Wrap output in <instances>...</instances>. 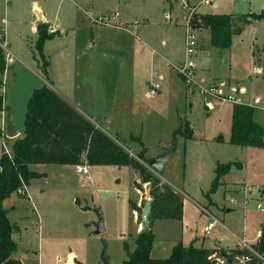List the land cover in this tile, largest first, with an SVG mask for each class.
Listing matches in <instances>:
<instances>
[{"label": "rangeland", "instance_id": "374dc122", "mask_svg": "<svg viewBox=\"0 0 264 264\" xmlns=\"http://www.w3.org/2000/svg\"><path fill=\"white\" fill-rule=\"evenodd\" d=\"M77 1L82 3V13L78 14L65 12L72 0H45L52 23L58 27L56 32L60 33L45 42L43 60L36 48L38 35L32 30L34 17L23 14L22 23H5L9 0H0V31L6 35V54L14 59L4 89L0 88V99L4 96L7 100L6 104L2 99L0 107V154L5 151L2 132L9 109L17 130L23 135L31 91L45 83L52 82L111 137L132 146L134 156L140 146L131 140V135L142 138L150 158L162 150L160 145L173 140L180 123L188 120L194 128V138L187 141L178 138L175 155L160 175L156 173L163 185L183 196L187 220L182 227H177L175 220H160V234H177L188 246L197 240L196 243L204 242L205 246L232 248L236 238L242 235L239 229L243 227L244 217L261 218L264 213L258 205L264 203H257L249 196L246 204L244 191L230 193L223 186L209 194L216 165L236 163L225 180L232 185H245L247 190H263L264 149L230 143L234 105L202 96L198 86L219 83L197 81L194 63L200 59L204 71L212 70L223 79L239 82L247 90L246 96H241L245 103L254 104L259 98L260 105L255 107L257 121L264 124V68L257 73L252 58V52L257 50V61L264 66V18L232 38L225 63L219 61V52H214V59L208 52H199L186 61L189 57L185 24L190 18L191 5L184 7L185 21L181 14L178 21L173 18L170 23L165 20L164 11L170 8L164 0ZM197 12L192 19L207 14H261L264 0H217L216 7L200 5ZM105 17L109 25L99 21ZM203 30L195 28L198 39L205 35ZM185 61L194 64L195 82L191 87L179 72ZM171 77L175 79L172 91ZM156 84L159 91L149 95ZM207 100L213 103L212 110L206 107ZM219 136L223 141L218 140ZM14 141L9 137L5 141L10 153ZM86 164L85 160L83 165ZM88 169L89 175L83 177L74 167L37 165L34 171L41 176L30 181L28 194L20 195L17 191L5 201L10 221L21 231L17 234L21 247L29 249L33 244V251L25 258L27 264L38 263V258L35 261L33 257L35 251L39 252V242L43 244L40 254L45 257L44 264H99L103 252L109 264H122L126 257L125 242L136 230L132 202L136 201L137 192L133 173L125 166L114 165L88 166ZM138 184L144 203L151 199L150 189L147 190L150 184L142 183L141 179ZM190 196L221 221L205 239L202 233L216 217L197 206ZM212 197L219 204L224 201L233 211L217 214L218 205ZM137 207L143 211L144 204ZM100 219L105 231L97 234ZM221 239L224 241L220 242Z\"/></svg>", "mask_w": 264, "mask_h": 264}, {"label": "trees", "instance_id": "16d2710c", "mask_svg": "<svg viewBox=\"0 0 264 264\" xmlns=\"http://www.w3.org/2000/svg\"><path fill=\"white\" fill-rule=\"evenodd\" d=\"M170 1V0H166ZM264 18L261 14L234 16L227 14H207L194 17L195 28L208 30L209 45L221 52L231 48L232 38L240 34L248 25ZM36 48L43 60L45 42L55 34L49 33L48 25L40 23ZM264 48V47H263ZM254 50L255 65L264 68L257 61ZM264 57V56H263ZM47 61L44 72L47 75ZM7 71L6 50L0 46V88L4 86ZM2 98L0 99V107ZM1 133V130H0ZM191 122H181L174 132L172 146L177 145L178 138L185 141L193 139ZM131 140L140 146L136 156L131 148L101 129L89 115L83 114L77 107L66 100L49 85L35 89L27 104L24 119V132L12 144V155L5 151L0 157V264H23L14 259L17 243L14 239L15 227L8 217L5 201L24 185L28 186L33 178L41 176L31 170L33 165L78 166L86 160L89 166H125L133 169L142 183L150 184L152 210L149 216L150 227L142 230L135 239L136 248L129 250L125 243L126 259L122 264H213L212 250L189 247L182 243L174 246L167 259H154L151 252L155 242L153 224L156 220L183 219V196L176 193L148 166L151 158L147 157L148 147L140 136L131 135ZM223 141V137H218ZM230 143L241 147L264 149V126L257 121L256 108L249 105H234L232 113V130ZM172 148V147H171ZM171 148H169L171 150ZM168 149V150H169ZM236 163H219L215 170L209 194H214L221 186V178L230 173ZM136 187L139 184L136 182ZM133 210L139 211L142 222V209L132 202ZM259 248L264 251V223Z\"/></svg>", "mask_w": 264, "mask_h": 264}, {"label": "crops", "instance_id": "0c3cea01", "mask_svg": "<svg viewBox=\"0 0 264 264\" xmlns=\"http://www.w3.org/2000/svg\"><path fill=\"white\" fill-rule=\"evenodd\" d=\"M11 1L12 0H9V4L6 7V12H5L6 17L4 18V22L5 23H8V24L11 23V24H16L17 25L18 23H22V21L24 19V15H27V16L30 15L31 17H34V21H33L34 24L32 25V30L34 31L35 34L38 35V37H39L38 27H39V24L40 23H46L48 25L49 32H50V30H53L54 31L53 34L60 33L59 31L56 32V29L58 27L55 28V25L53 24L54 22L52 23V20H51L52 18L49 16L48 6L45 3V0H43L42 3L40 1H38V0H13L14 1V2L12 1V4L13 5L9 8V6L11 4ZM164 2H165V4L167 6L169 5V8H170L169 11H166V10L164 11V16H165V14L170 13V14H172L173 18L176 21H178L180 19V15L181 14L184 15L183 16V21H185V18H186L185 17V11H184V10H186V9H184L185 5L186 6H189V5L195 6L196 5L197 6L196 7L197 8V10H196V13L197 14H198L197 11H198L199 6H200L199 5L200 2L199 3H195V2H193V0H170V1L164 0ZM216 3H217V1H216ZM216 3L214 5L215 7H216ZM81 5H82L81 2H79L77 0H72V3H69L68 8H65V12L66 13H68V12L69 13H77V14L78 13H82V6ZM125 24H128V23L125 22ZM1 33L4 35V40L6 42V35L3 32L0 31V34ZM203 35L204 36H202V39H199L198 40V48H197V52H196L195 56L198 55L199 52H208L210 55H212L211 58L214 59L216 57V55H214V52H219V55H218V58H220L219 61L221 62V64L225 63L226 58H227V55H228L230 49L227 52H221L218 49L212 48L209 45L210 35H209L208 30H206V29L203 30ZM139 41L142 42V40H139ZM252 50H253V48H252ZM252 58H253L254 64H255L254 52H252ZM188 59L189 58H187L186 61H190L191 60V59L190 60H188ZM13 62H14V59L12 58V56L9 53H7V71L9 70V67L12 69ZM194 64L197 65V81H199V79H202L203 81L209 82V84L210 83H214V82H218L219 84H224L225 85L226 91H228V92L232 91V92L238 93L239 95L241 94L240 96H242V95L243 96H246L247 90L239 82L238 83H232L231 81H228V79L221 78V76H219L218 73L213 72L212 70H206L207 71V73H206V71H204V69L201 66L200 59L198 61H196V63H194ZM255 70H256L257 73H261L263 71V68L256 66L255 67ZM7 71H6L5 77H4V86H5V79H6ZM8 73H9V71H8ZM263 73H264V71H263ZM176 75L178 76L179 79H181L180 76L177 73H176ZM44 85L51 86L54 90H56L59 94H61V96H63L66 100H68L75 107H77L83 114L91 116L90 114H88L87 112L82 111L78 106H76L68 96H64L65 94L61 93L58 89H56L53 86L52 82L51 83H45ZM156 85L159 86V84H156ZM4 86L1 89H4ZM171 86H172L171 87V91H172V88L175 86V79H173L172 77H171ZM35 89H37V88H33V90L31 91V93H33V91ZM158 91H159V88L157 89L156 92H158ZM188 92L189 91H187V93ZM1 97L3 99V102H5L7 104V100L4 98V96H1ZM257 101H260V99L257 98ZM232 113H233V109H232ZM93 121H94V119H93ZM109 121H111V120H109ZM262 125L264 126V124H262ZM5 126L7 127V116H6ZM192 129H193V132H194L193 126H192ZM18 132H19V136L18 137H22L23 135L21 134V132L19 130H18ZM17 138H15V140ZM193 138H194V135H193ZM170 146L172 147V140L169 143L167 142V143H164V144L160 145V147L162 148V150L159 151L158 153H156L155 156H152L150 158L152 159V158L156 157L159 154H162V153L167 152L168 151L167 149ZM133 148H137V147L134 146ZM253 149H260V148H253ZM148 150H149V148H148ZM2 154H0V157H1ZM219 163L220 162H218L217 165ZM217 165H216V168H217ZM35 167H37V165L31 166V170L34 171V168ZM64 167H74L76 169V171H77V166H64ZM127 168L130 170V172L133 173L134 184L136 182L137 183H140L139 175L133 169H131L130 167H127ZM77 173H78V171H77ZM215 176H216V173H215ZM215 176H214V179H215ZM83 177H85V176H83ZM165 181L168 184H170L171 186H173L169 182V180L165 179ZM222 183L223 184L221 186L224 187V189H225L226 192L239 194L238 192L244 191V194H245L244 202H246V204L250 201V199L256 201L257 203H259V202L260 203H264V201H263L264 200V189L263 190H261V189H255V190L249 189V190H247V188L244 187L245 185H232V184L228 183L225 180V176L222 179ZM173 187L178 192L183 193V191L181 189L177 188L176 186H173ZM135 188H136V192H137V199H136V201H133V203H136L139 207H142V204H144L143 203L142 193H141V191L136 186H135ZM206 193H203V196ZM27 194H28V186H27ZM261 194H263V199H261ZM249 196H250V199H249ZM190 198L193 199L192 201L197 206L202 207V204L199 203L197 200H195V198H193L191 196H190ZM212 200H213V202H215L214 199H213V197H212ZM184 203H185V201H184ZM215 203L218 205V206H216L217 207V209H216L217 214H221L222 215V214H225V212L230 213V212L233 211L232 209H228L227 208V205H226V203L224 201L221 204H219L217 202H215ZM233 203H237L236 200H233ZM4 206H5V209H7L6 208V204H4ZM185 209H186V206H185ZM202 209L203 210H207V209H205L203 207H202ZM7 210H8V217L10 219V210L9 209H7ZM13 210H15V207H13ZM207 211L212 215V217H214V218L216 217L212 213V211L210 209L207 210ZM260 212L261 213H264L261 210H260ZM133 213H134V220H135V224H136V230L128 238V240L125 242V243L128 244L130 251H134L135 250V248H136L135 239H136L137 235L141 232V222L139 220V213L137 211H135V210H133ZM186 220H187V218H186V215L184 216V205H183V219H182V221L175 220V222H177L176 223V226L177 227H179V226L182 227L183 224L186 222ZM159 221L160 220H156L154 222V224H153V231L155 233V242H154V246H153V249H152V252H151V256L154 259H167V258H169L171 256V254H172V250H173L174 246H176L179 243H182L183 246H185V247H189L188 244H187V242L183 243V241L181 239H179V237H178L177 234H174V235H172V234H169V235L160 234V230H159V227H158V222ZM215 221H216V223L214 224V226L210 230V232L205 233L203 231L202 234H203V238L204 239L207 238L208 234L211 233L214 230V228L217 225V222H221L219 219H217V217H216ZM40 222H41V220H40ZM212 222H210V223H212ZM257 222H258L257 226L256 227H252ZM263 223H264V215L261 218H258L257 220H256V217L255 216H251L250 215L249 218L247 216H245L244 217L243 227L241 228V230L239 229V231H241V234L242 235L241 236H238L236 238V241H235L236 245L233 246L232 248H229V247L228 248H224L222 245H220V246H217V245L205 246L204 245V242L196 243L197 240L194 241V244H195L196 247L205 248V249L212 250V251L213 250H222V251L235 250L237 248V246H238V240L239 239H247V240L252 241L253 243H255L256 238H257V234H258V232H261ZM208 225H206V227ZM14 227H15L14 239H15V241L17 243V251L13 254V258L20 260L23 264H27V262L25 261V258L27 257V255H29L30 252L33 251L32 250L33 249V244L30 245L29 249L22 248L21 247L22 244L19 241V238L17 236V234H20L21 231H20V229L18 227H16V226H14ZM41 230H42V223H40V225H39V232H41ZM222 241H224V240L221 239L220 242H222ZM41 247H43V244H41L39 242V250H38L39 252H36V251L34 252L36 254L34 255L33 259L36 261V258H38V263L37 264H44V262H45V257L44 256H41V254H40L41 253ZM125 253H126V250H125ZM126 257H127V255H126ZM126 257H125V259H126Z\"/></svg>", "mask_w": 264, "mask_h": 264}, {"label": "built area", "instance_id": "2783aa9c", "mask_svg": "<svg viewBox=\"0 0 264 264\" xmlns=\"http://www.w3.org/2000/svg\"><path fill=\"white\" fill-rule=\"evenodd\" d=\"M217 0H200L199 5H206V6H214ZM197 6H191L190 8V18L189 20L186 19V54L189 57V59L194 56L197 52L198 48V36L195 31V27L192 22V17L196 13V8ZM165 20L167 22H173V16L170 13L165 14ZM103 24L109 25V19L108 18H103L99 20ZM53 30H50V33H53ZM0 46H2L6 51V44L4 41V35L1 33L0 34ZM193 68L194 64L185 62V65L180 68L179 72L182 74L184 77L185 81L190 85V87L193 84L194 81V73H193ZM198 83V82H197ZM187 84V85H188ZM188 85V86H189ZM201 85V84H200ZM159 88L158 85H155L149 95L155 94L157 89ZM198 89L200 90V93L202 94L203 97H210V98H215L218 101H221L223 103H232L233 105H249L251 107H258L260 105L259 101L252 103H245L242 97L236 93V92H228L225 89L224 84H219L218 86L212 85L208 87L204 86H198ZM204 98V99H205ZM206 107L209 110H212L214 108L213 103L207 102L205 103ZM3 135H4V150L5 153H7L9 156L12 155L10 151L7 149V140L8 135H6V126L4 125V130H3ZM7 136V137H6ZM77 171L80 175L87 176L89 174V169L88 165H78L77 166ZM18 194L20 195H25L27 194V186H23L18 190ZM258 209L264 212V206L262 204L258 205ZM208 214H210L207 210H204ZM216 221L214 220L212 223H210L207 227H205L204 232L208 233L210 230L213 228L214 224ZM262 239V232H258L257 238L255 243L252 241H249L247 239H239L238 240V246L235 250H227V251H222V250H214L212 255H211V262L213 264H264V251H262L259 248V243ZM225 253V254H224Z\"/></svg>", "mask_w": 264, "mask_h": 264}, {"label": "water", "instance_id": "95a60500", "mask_svg": "<svg viewBox=\"0 0 264 264\" xmlns=\"http://www.w3.org/2000/svg\"><path fill=\"white\" fill-rule=\"evenodd\" d=\"M7 135L10 139H15L19 136V132L15 125V118L12 111L9 109L7 116ZM176 148L175 145L172 146L170 151L159 154L156 157L152 158L148 166L157 174H161L164 170L165 165L169 162V160L175 155ZM150 189V185L147 186V190ZM152 210V200L146 199L144 201V208L142 211V222H141V231L147 230L150 227L149 216ZM105 231L103 220L100 219L97 224V234H100ZM225 254V253H224ZM99 264H109L108 259L105 255V252L102 254L101 261Z\"/></svg>", "mask_w": 264, "mask_h": 264}]
</instances>
